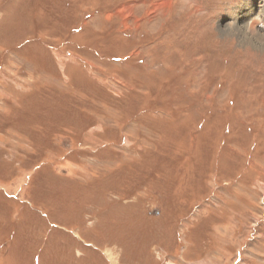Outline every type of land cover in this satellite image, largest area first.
<instances>
[{"label":"rangeland","instance_id":"374dc122","mask_svg":"<svg viewBox=\"0 0 264 264\" xmlns=\"http://www.w3.org/2000/svg\"><path fill=\"white\" fill-rule=\"evenodd\" d=\"M237 2L0 0V264H264Z\"/></svg>","mask_w":264,"mask_h":264},{"label":"bare ground","instance_id":"6f19581e","mask_svg":"<svg viewBox=\"0 0 264 264\" xmlns=\"http://www.w3.org/2000/svg\"><path fill=\"white\" fill-rule=\"evenodd\" d=\"M253 1H257V0H238V2L232 6L230 8V11L233 13H237V8L236 7H244L247 6L250 10L248 12V17L250 20H252L253 25L257 22H262V25L264 24V10L262 11V15L261 17H258L256 15H253ZM262 1V0H260ZM264 1V0H263ZM236 8V9H234ZM239 13V12H238ZM240 23H243V21H239ZM251 25H247V28L241 27L240 28V39L241 41L245 44V45H252L253 47H255L256 49H264V32L263 29L258 28L259 30L257 31V29H254V26ZM235 26H241L238 25V23L235 24ZM257 27V24H256ZM263 27V26H262ZM230 31L236 32L234 27H229Z\"/></svg>","mask_w":264,"mask_h":264}]
</instances>
